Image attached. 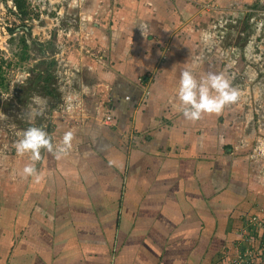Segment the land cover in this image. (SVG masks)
I'll return each instance as SVG.
<instances>
[{"label": "crops", "instance_id": "crops-1", "mask_svg": "<svg viewBox=\"0 0 264 264\" xmlns=\"http://www.w3.org/2000/svg\"><path fill=\"white\" fill-rule=\"evenodd\" d=\"M85 3L96 21L73 60L79 105L64 86L53 107V143L71 131V147L41 149L39 183L18 174L29 154L0 152V264H225L257 249L264 0ZM185 70L223 74L238 99L185 118Z\"/></svg>", "mask_w": 264, "mask_h": 264}, {"label": "rangeland", "instance_id": "rangeland-1", "mask_svg": "<svg viewBox=\"0 0 264 264\" xmlns=\"http://www.w3.org/2000/svg\"><path fill=\"white\" fill-rule=\"evenodd\" d=\"M94 14L85 0H0V129L5 132L0 134V152L7 141L15 149L16 131L30 126L26 113L33 96L44 98L46 109L32 124L40 125L53 139V107L61 103L59 88L74 90L69 89L66 96L75 100L82 89L71 81L78 75L73 60L81 56L79 51L86 54L87 26L93 27ZM53 60L56 64L49 71L56 78L48 88L58 91L48 95L45 69Z\"/></svg>", "mask_w": 264, "mask_h": 264}, {"label": "clouds", "instance_id": "clouds-1", "mask_svg": "<svg viewBox=\"0 0 264 264\" xmlns=\"http://www.w3.org/2000/svg\"><path fill=\"white\" fill-rule=\"evenodd\" d=\"M177 96L184 106L185 118L194 121L198 120L202 113L219 112L225 105L235 103L239 93L223 74L209 73L197 81L190 70H185L180 76ZM45 109L46 100L33 96L26 113L30 126L15 133L17 139L14 148L17 154L30 153L31 160L18 174L22 179L31 177L36 183L41 180V173L36 167V162L41 160V149L59 159L62 154L67 153L73 139V133L68 131L59 143L54 144L52 137L42 127L32 124L36 117L44 115Z\"/></svg>", "mask_w": 264, "mask_h": 264}, {"label": "built area", "instance_id": "built-area-1", "mask_svg": "<svg viewBox=\"0 0 264 264\" xmlns=\"http://www.w3.org/2000/svg\"><path fill=\"white\" fill-rule=\"evenodd\" d=\"M264 11V9L262 10ZM260 13V12H258ZM147 94L144 95L145 98L148 97L149 92L146 91ZM104 107V108H103ZM102 108L105 109L104 119L103 122L105 124H110L115 122V118L110 112V107L107 104L103 106ZM262 244L259 245L257 249L254 251H249L246 253L245 256H240L237 259L232 260L229 258V256L224 257V263L225 264H264V234H263Z\"/></svg>", "mask_w": 264, "mask_h": 264}, {"label": "trees", "instance_id": "trees-1", "mask_svg": "<svg viewBox=\"0 0 264 264\" xmlns=\"http://www.w3.org/2000/svg\"><path fill=\"white\" fill-rule=\"evenodd\" d=\"M27 32H29V30L27 29ZM41 46H42V44H40ZM45 53V51H42V54H44ZM48 64H49V67L48 68H46L45 70V73H46V77H45V82H46V85L44 86V88H45V90H46V93L48 94V95H55V91H56V88H53V89H49L48 88V84H49V82H52V80H55V78H56V75L53 73V75L50 73V71H49V69H50V67L53 65V67L55 66V60H53V61H50V62H48ZM38 79H40L41 78V76H39L38 75V77H37ZM37 81V80H36ZM54 82V81H53ZM37 83L36 82H34V85H36Z\"/></svg>", "mask_w": 264, "mask_h": 264}]
</instances>
